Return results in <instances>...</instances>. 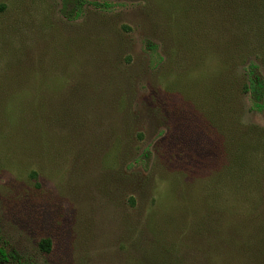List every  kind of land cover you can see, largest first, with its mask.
<instances>
[{"label":"rangeland","instance_id":"rangeland-1","mask_svg":"<svg viewBox=\"0 0 264 264\" xmlns=\"http://www.w3.org/2000/svg\"><path fill=\"white\" fill-rule=\"evenodd\" d=\"M99 2L0 0L9 264H264V0Z\"/></svg>","mask_w":264,"mask_h":264},{"label":"trees","instance_id":"trees-1","mask_svg":"<svg viewBox=\"0 0 264 264\" xmlns=\"http://www.w3.org/2000/svg\"><path fill=\"white\" fill-rule=\"evenodd\" d=\"M82 1L83 3L87 2L89 4L96 6L97 9H101V10L104 9V6L100 4L99 0H82ZM255 88L256 87L254 86V81L249 79V86L247 90H249V92L253 90L256 91ZM39 246L43 252L48 253L50 252V249H51V242L50 240L45 239L40 242ZM9 257L10 256L8 254H6L2 249H0V264H9ZM15 264H19V263L16 262Z\"/></svg>","mask_w":264,"mask_h":264}]
</instances>
